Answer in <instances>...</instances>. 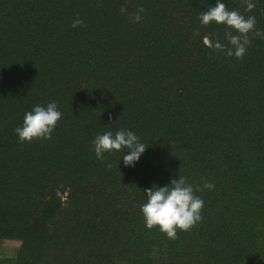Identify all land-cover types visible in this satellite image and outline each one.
Wrapping results in <instances>:
<instances>
[{
	"label": "trees",
	"instance_id": "obj_1",
	"mask_svg": "<svg viewBox=\"0 0 264 264\" xmlns=\"http://www.w3.org/2000/svg\"><path fill=\"white\" fill-rule=\"evenodd\" d=\"M221 2L264 32V0ZM215 3L0 0V240L20 242L13 264H264V39L250 33L242 60L216 50L232 30L201 23ZM52 101V139L20 142L25 114ZM119 130L147 145L134 167L127 148L96 158L95 137ZM179 177L215 187L195 191L202 220L170 240L141 206Z\"/></svg>",
	"mask_w": 264,
	"mask_h": 264
},
{
	"label": "clouds",
	"instance_id": "obj_2",
	"mask_svg": "<svg viewBox=\"0 0 264 264\" xmlns=\"http://www.w3.org/2000/svg\"><path fill=\"white\" fill-rule=\"evenodd\" d=\"M244 3L248 12L256 7L252 0H244ZM120 11L124 14L127 11L126 6H122ZM144 11V8H138L136 12L130 14V19L139 22L142 19L141 13ZM199 19L204 26L214 22L238 33L233 35L232 31H228L225 34V38L232 47H227L220 42L214 44L216 50L228 57L235 56L241 60L244 58L251 43L250 33L264 39V32L256 28L257 21L254 16L246 18L236 10H229L221 0H216L214 7L202 12ZM83 26L84 22L79 18L72 23L73 28ZM204 42L209 43L207 38ZM61 117L62 113L58 111L55 101L48 103L46 107L38 105L25 114L23 125L17 127L15 132L22 143L51 140L52 133ZM92 144L96 158L99 160L104 159L105 153L123 152L125 148L129 149V154H123L125 167H134L147 147L131 130H119L115 134L111 131L98 134ZM108 167L111 168L112 165L109 164ZM214 187V184L206 182L203 188L194 190L184 177H179V179H172L170 185L145 189L147 202L141 206L145 226L148 229L158 228L170 240L178 239V231L188 232L202 220L204 201L195 195V191L213 190Z\"/></svg>",
	"mask_w": 264,
	"mask_h": 264
},
{
	"label": "rangeland",
	"instance_id": "obj_3",
	"mask_svg": "<svg viewBox=\"0 0 264 264\" xmlns=\"http://www.w3.org/2000/svg\"><path fill=\"white\" fill-rule=\"evenodd\" d=\"M19 241L0 240V264H13V258L19 248Z\"/></svg>",
	"mask_w": 264,
	"mask_h": 264
}]
</instances>
